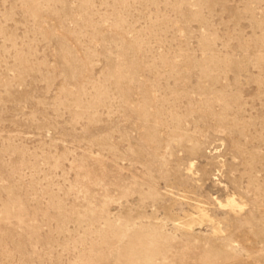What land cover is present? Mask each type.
<instances>
[{"label":"rangeland","instance_id":"rangeland-1","mask_svg":"<svg viewBox=\"0 0 264 264\" xmlns=\"http://www.w3.org/2000/svg\"><path fill=\"white\" fill-rule=\"evenodd\" d=\"M0 264H264V0H0Z\"/></svg>","mask_w":264,"mask_h":264},{"label":"bare ground","instance_id":"bare-ground-1","mask_svg":"<svg viewBox=\"0 0 264 264\" xmlns=\"http://www.w3.org/2000/svg\"><path fill=\"white\" fill-rule=\"evenodd\" d=\"M225 205L229 206L230 208H234V207L238 206V203L236 202V200L234 198H229L226 200Z\"/></svg>","mask_w":264,"mask_h":264}]
</instances>
